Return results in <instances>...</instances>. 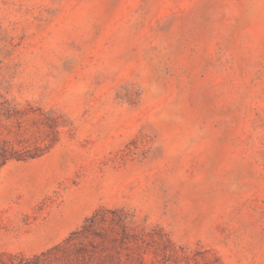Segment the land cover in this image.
Returning <instances> with one entry per match:
<instances>
[{"label": "rangeland", "instance_id": "rangeland-1", "mask_svg": "<svg viewBox=\"0 0 264 264\" xmlns=\"http://www.w3.org/2000/svg\"><path fill=\"white\" fill-rule=\"evenodd\" d=\"M36 256L264 264V0H0V264Z\"/></svg>", "mask_w": 264, "mask_h": 264}, {"label": "trees", "instance_id": "trees-1", "mask_svg": "<svg viewBox=\"0 0 264 264\" xmlns=\"http://www.w3.org/2000/svg\"><path fill=\"white\" fill-rule=\"evenodd\" d=\"M7 153H8L7 150L3 152V158H4V162L3 163L8 161V159H9V158L6 157ZM35 157L36 156H30L31 159L35 158ZM18 160H20V159H18ZM116 211L117 210H114V212H116ZM102 214H103V210H97L94 214H92L90 217H88L85 220V222L82 225L81 229L78 232H74L68 239H71L72 236L74 237V236H78V235H84L86 233L91 232L94 227H96L98 224H100V223H102L104 221ZM9 256H11V255H9ZM11 258H12V256H11ZM30 262L31 263L33 262L34 264H38L39 257L38 256L34 257L33 259L30 260Z\"/></svg>", "mask_w": 264, "mask_h": 264}]
</instances>
